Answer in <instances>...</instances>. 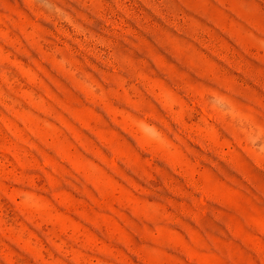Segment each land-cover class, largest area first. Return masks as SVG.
Segmentation results:
<instances>
[{
    "label": "rangeland",
    "instance_id": "1",
    "mask_svg": "<svg viewBox=\"0 0 264 264\" xmlns=\"http://www.w3.org/2000/svg\"><path fill=\"white\" fill-rule=\"evenodd\" d=\"M0 264H264V0H0Z\"/></svg>",
    "mask_w": 264,
    "mask_h": 264
}]
</instances>
